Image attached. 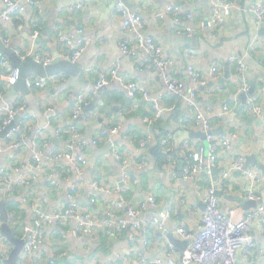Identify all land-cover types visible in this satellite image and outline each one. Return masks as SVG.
<instances>
[{"label":"crops","instance_id":"1","mask_svg":"<svg viewBox=\"0 0 264 264\" xmlns=\"http://www.w3.org/2000/svg\"><path fill=\"white\" fill-rule=\"evenodd\" d=\"M119 1H123L140 16L143 25L140 35L152 37L157 45L163 47L165 58L170 62L168 74L185 84L182 92L169 91L165 80L157 73L152 56L144 49L134 48L137 34L127 33L123 29V21L117 11ZM169 1H79L75 5V7L81 5L79 9L71 6L59 10L57 0H38V11L41 9L43 12L37 14L31 10L27 0H19L20 7L24 8L20 22L13 24L3 21L2 23L3 38L10 43L5 45L3 38H0V41L6 47H15L23 59L30 60L32 56H38L41 62L47 59H52L54 62L62 52L56 36L58 27L76 37H80V31H83L89 42L81 58L76 62L83 68L79 81L81 87L78 89L71 84L70 76L65 73L63 74L67 76H65L66 82L50 84L44 90L31 87L37 107L45 115V109L53 104L58 114V117L54 118L56 126L48 118L47 121L54 128H68L73 124L72 106L77 102L79 94H84L88 104L85 112L91 116L90 122L81 125L85 140L90 141L96 137L102 127L114 125L121 127L118 135L101 141L98 148H91L84 153L88 168L83 176L77 175L72 169V164L67 163L66 166L70 169L69 177L63 179L56 178V175L63 172L62 174L66 176L64 168L51 162L49 156L54 151L65 149L64 139L59 138V145H54L52 136L43 128L50 136L47 137L48 146L43 148L44 166L41 171H35L36 179L32 180L31 188L20 187L16 196L10 198L16 199L25 213L23 222L18 216L19 223L22 224L21 229L32 218V209L27 206L31 192L35 206L42 212L51 214L70 201L69 197L76 187V201L82 209L103 220L111 219L114 223L127 218L128 209H140L141 202L150 193L156 196L158 202L157 208L141 210V230L115 228L110 233L101 231L99 236H85L83 239H78L75 236L76 221L71 220L68 225L53 224L45 230V234L54 244L47 249V258H53L54 252L60 247V250H66L68 253L66 258H69L67 260L71 264H130V262L155 264L158 256L174 248L176 250L174 258L178 261L187 247L183 250L175 247L170 243L167 234L185 242L175 234L179 226L184 225L193 232L199 230L206 210L208 190L212 185L218 186V190L224 192L223 196L218 197L223 212L228 215L230 210H234L236 219L246 216L247 209L236 202L235 198L247 197L257 202V207L250 211H255L259 206L264 205V169L258 165H264V110L263 115L257 116L251 113L249 106L250 102L257 101L262 103L264 109V21L261 24L257 23L254 13L251 12L255 3H264V0H231L235 6L230 10L225 24L218 28H214L211 22L212 0H183L181 5L185 12L194 16L193 22L189 24L193 28V33L190 35L178 33L179 29L171 19L157 17L158 11ZM3 8L4 0H0V13ZM39 17L43 20V28L37 47L32 49L31 35L34 29L31 21L37 22ZM125 43L133 48L132 53L126 54L123 51L122 44ZM232 57L243 60L244 72L239 71V64L233 63ZM3 58L11 63L5 55H0V63ZM190 65H194L203 75H207L210 69L216 66L220 74L217 79L210 80L204 86H198L188 72ZM113 71H116V75L112 77L110 74ZM102 76L110 77V83L100 91H96L95 84ZM130 83H135L141 88L136 95L137 99L129 93L127 85ZM15 84L10 83L8 76H0V91L4 95V99H0V108L10 102L16 105L18 100L19 105L25 103L23 109L25 112L29 104L21 92H16L13 87ZM252 86L254 89L251 94ZM192 92L196 93L194 108L189 104ZM11 93H14L13 97ZM143 93H147V99L144 98ZM242 95L244 98L241 97ZM145 101L147 106L153 107L155 103L163 110L162 125L174 131L172 143L175 148L176 165L172 172L166 168L162 170L157 168L154 150L162 151L159 143L161 136L159 127L150 129L152 140L145 145L142 144L148 134L146 118L141 111L145 106L141 103ZM136 103H139L141 108H135ZM226 104L232 108L229 114L224 113ZM207 107L213 108L211 113L207 112ZM191 109L206 115V119L211 121L212 132H217L214 135L218 139L231 140L228 149L224 151L221 148L218 151V174L223 171L230 173L226 182L218 180L214 183L213 173L207 174L204 168L201 172L196 171L190 178L179 176V173L183 174L184 166L190 160L189 154L181 150L189 139L176 138L175 135L180 131L189 134L204 132L202 122L197 123L196 120H192L189 124L185 122V117L191 114ZM23 112L17 116L22 115ZM25 117H31L32 120L26 122L29 125L27 133L29 138L20 154L7 145L10 132L4 139L0 137V144L3 147L0 157V180H3L8 173L13 174V169L29 172L32 145L41 121L33 115L23 118ZM220 129L224 133H221ZM109 142H112L109 154L99 156L92 168L90 158ZM191 142L192 148L204 147L205 156H209L211 148L209 140L193 139ZM114 146L127 156H144L148 162L146 169L132 172L133 179H137L139 184L134 189V196L131 194L130 200L126 199L127 202L121 201L119 197L120 190L127 188L122 186V172L112 156ZM74 151L79 153L76 149ZM239 157H243L244 160L242 170L233 168ZM251 158L254 159L253 162ZM180 162L183 163L182 171L179 168ZM248 171H254L260 177L259 181L249 177ZM54 181L56 184L53 185ZM251 193H254L258 199L251 198ZM112 202L121 205V209L112 210V205H109ZM165 208H171V217L165 224L166 229L157 230L155 233L153 218ZM111 213L116 217L110 218ZM9 216L11 219L12 214ZM13 216H17L16 213ZM259 220L260 218L251 223V234L256 241L257 254L261 249L264 250V232ZM21 234L24 236L22 230ZM5 240L0 231V252L6 247ZM261 260L259 254L254 259L256 264ZM60 262L67 264L65 259Z\"/></svg>","mask_w":264,"mask_h":264},{"label":"built area","instance_id":"2","mask_svg":"<svg viewBox=\"0 0 264 264\" xmlns=\"http://www.w3.org/2000/svg\"><path fill=\"white\" fill-rule=\"evenodd\" d=\"M29 6L32 8L34 5L39 4L38 0H27ZM183 0H170L168 4L161 10L158 11L157 17L164 19H171L176 28L179 29L178 33L192 34L193 28L191 25L193 22V15L189 12H185L181 2ZM234 2L231 0H212L211 1V22L214 28H218L224 25L226 18L233 8ZM74 8L79 9L81 5L74 6ZM24 9V8H23ZM20 5L19 0H4V8L0 13V38H3V21H8L13 24L14 16L16 14L24 13ZM117 11L123 21V29L127 33L137 34V39L134 48L144 49L148 54H150L154 60L157 73L162 77L167 85L169 91L174 93H180L185 89V84L176 78H173L168 74V66L170 64L169 60L165 58L164 49L162 46L157 45L152 37H143L140 35L141 29L143 27L140 16L132 11L123 1L117 3ZM42 10L38 11V14H42ZM251 12L254 13L257 23L261 24L264 21V3H255ZM16 24V23H15ZM19 25V24H18ZM21 25L24 26L23 23ZM20 25V27H21ZM17 26V25H16ZM43 26H38L35 28L31 35L32 49L37 47L39 37L41 36ZM81 36H71L67 34L62 28L58 27L56 29V36L59 43L61 44L62 52L59 58L62 60H68L70 62L76 63L85 51L88 45L89 38L83 35V31H80ZM5 45L10 43L9 40L3 38ZM257 47V46H255ZM254 47V49H255ZM123 51L126 54L132 53L133 48L128 44H122ZM32 54H29V56ZM26 58V57H24ZM36 60L40 61L38 56L35 57ZM231 61L238 62V69L240 72H244L245 64L243 60H238L236 57H232ZM44 64L53 63L52 59H47ZM189 74L196 81L198 86L206 85L210 80H215L220 74L219 68L216 66L210 69L207 75H203L200 70H198L194 65L188 67ZM8 76L10 83L15 84L20 78V69L14 68L7 59L3 58L0 63V76ZM112 77L116 75V71L111 72ZM65 74H59L51 77L40 78L37 76H31L26 80V85L31 87H36L39 90H44L50 84H60L66 82ZM67 77V76H66ZM110 83V77L102 76L98 79L95 84L96 91H100L103 87ZM130 95L136 98V95L140 92L141 88L135 83H130L127 85ZM264 93V91H263ZM144 98L147 99V93H143ZM196 93L192 92L191 100L189 104L191 108L196 107L194 103ZM0 99H4L3 93L0 91ZM86 96L84 94H79L77 102L72 106V120L73 124L68 128H56L57 135L59 138L64 139L65 149L54 151L50 154L49 160L54 164H57L60 168H64L63 171L66 172V176L62 173L57 174L56 178H68L70 169L66 166L67 163L72 164V169L77 175L83 176L88 168L87 159L84 153L91 148H98L101 141L110 139L113 136L119 134L121 127L118 125L102 127L98 132L96 137H93L90 141L84 139L81 132V125H85L91 120L89 113L85 112V108L88 107ZM137 99V98H136ZM154 103V102H153ZM135 108H140V104L136 103ZM250 111L252 114L261 116L263 115V106L261 102L252 101L249 104ZM25 106L17 107L14 103L6 104L4 107L0 108V116L2 117V125L0 126V131L4 130L7 126L12 124L16 116L23 112ZM154 108V118L153 121L163 119V110L158 107L157 104H153ZM195 109L190 110V115L185 117V122L189 124L192 120H196L197 123H203V131L207 134V140L211 142V148L209 156H205V148L197 147L192 148V140L187 141L181 147V150L188 153L190 160L187 161L186 166H184L183 175L184 177H192L196 171L201 172L204 168L207 174H212L214 169H217L219 153L218 151L222 148L224 151L230 147V139H218L212 132V125L209 119H206V115L202 112L195 111ZM212 107H207V112L211 113ZM232 108L229 105H224V113L229 114ZM45 115L51 122L54 118L58 117L57 109L53 104H51L47 109H45ZM145 122L151 124L152 121L148 118ZM18 124V123H17ZM24 127L16 126L10 135L8 136V147L20 154L28 143L27 133L29 131V125L27 123L23 124ZM264 128V125H263ZM148 134L143 145L146 142L152 140V133L150 127H147ZM48 135L43 128L37 127L35 142L32 145L31 163L29 165V172H24L21 169H13V174H6L3 180H0V201L5 199L14 198L18 193L20 187L27 186L31 188L32 180H35V171H41L44 162V150L47 147ZM171 136H167L161 140V146L164 152L167 154V160L169 162L166 169L169 171L175 170L176 160L174 156L175 148L173 143H170ZM78 150L76 153L74 150ZM3 152V147L0 144V157ZM143 154V152H142ZM112 156L118 162L119 168L122 172V186L128 189H135L139 181L133 179L132 172L144 170L148 167V162L144 156H127L119 150L118 147L114 146L112 148ZM205 161L207 164H205ZM244 165L243 157L236 159L233 164V168L236 170H242ZM16 173V176H15ZM247 175L251 178L259 181L260 177L255 174L254 171H248ZM221 182H226L230 173L228 171H223L219 173ZM56 184V181L52 183ZM95 186H98L95 184ZM76 187L73 188L72 195L69 197L70 201L63 207L55 209L51 214L42 212L38 209L33 202V194L29 193L27 206L32 209V218L27 225L22 227V232L26 242L24 245V250L21 254V259L19 264H63L60 262L65 259L68 255L66 250H56L55 256L53 258H47V249L53 246L50 241V237L45 234V230L51 227L53 224L68 225L71 220L77 222V229L75 236L78 239H83L85 236L96 237L99 232L106 231L110 233L115 228L118 230L132 229L134 231L141 230V210L144 211L149 208H157L158 202L156 196L152 193L148 194L147 197L141 202L140 209L134 210L132 208L128 209L127 218L121 219L119 222H113L111 219L103 220L96 217L88 211L82 209V207L76 201ZM125 189L119 192V197L121 201H126L124 197ZM218 186L212 185L208 190V196L206 201V210L203 216V222L197 232L190 231L186 226H179L175 230L176 236L185 242H188L187 248L182 252L179 260L177 261L175 256V249L172 248L170 251L161 254L155 260V264H256L254 259L258 256L262 259L259 264H264V250H260L259 253H255L256 241L254 236L251 234V223L254 220L260 218L261 227L264 232V205L259 206L255 211L247 212L246 216L236 219V212L230 210L229 214L226 215L220 206V201L217 196ZM251 198L257 200L258 198L254 193H251ZM120 201V202H121ZM112 205V210L121 209V205L115 203H109ZM129 208V207H128ZM111 210V209H110ZM171 208H165L159 211L158 214L153 218V225L155 227V233L166 229V222L171 217ZM110 218L116 217L115 214H109ZM12 218V217H11ZM2 215L0 214V231L2 230ZM10 226L15 230V223ZM21 238V237H20ZM8 245H7V244ZM6 247L0 252V264H4L3 261L8 259L12 251L7 240H5ZM71 264V263H70ZM130 264H140L138 262H130Z\"/></svg>","mask_w":264,"mask_h":264},{"label":"water","instance_id":"3","mask_svg":"<svg viewBox=\"0 0 264 264\" xmlns=\"http://www.w3.org/2000/svg\"><path fill=\"white\" fill-rule=\"evenodd\" d=\"M79 1H92V0H57L58 6L57 8L60 10L61 8L65 7H71L75 6L76 2ZM97 1V0H96ZM0 55H5L9 58L11 61V64L14 68L20 69L21 78L16 82V84L13 86L16 89V92H21L24 96V98L28 102V109L22 113V115L17 116L15 121L7 126L4 130L0 131V137L4 139L5 135H7L12 129H14L17 126V123L21 118L27 115H33L39 118L41 123H39L38 127L45 128L50 135L52 136L54 145H59L60 140L57 135V130L53 126L49 124L47 121V117L40 112V110L37 107V102L35 99V96L29 86L26 85V80L31 78V76H37L40 78H46L48 76L53 75H59V74H68L70 76V83L73 84L76 88L79 89L80 85V74L82 71V66L78 63H73L68 60H62L60 58H57L53 63L51 64H44L43 62H40L35 59L34 56L31 57L30 60H25L19 55V52L15 49V47H6L1 41H0ZM254 89V86L251 87L250 92L252 94ZM14 93H11V97H13ZM242 95L241 97H243ZM248 95H246L247 98ZM222 131L221 129L219 130ZM211 133H217L216 131H213ZM221 133H224L223 131ZM175 137H179L182 139L188 138L189 141L193 139H207V134L204 132H198V133H190L189 132H178ZM184 137V138H183ZM112 145V142H109L104 148L98 149L94 156L90 158L91 167L94 168L95 163L97 162V159L101 155H108L109 149ZM253 158H251V161L253 162ZM183 163H179L180 171H182ZM260 168L264 169L263 164H258ZM181 166V167H180ZM214 175V183H217L219 180V174L218 170H213ZM180 177H183L182 173H179ZM183 179V178H182ZM224 192H220V190H217V196L221 197L223 196ZM16 199H9V200H1L0 201V214L2 215V230H1V236H3L8 242L10 247H12V251L10 253V256L8 259L4 260V264H19L21 259V254L24 250L25 245V238H19L15 236L14 234V228L10 226V216L7 210V204ZM236 202L242 204L245 209H247V212L250 211V209L257 207V202H253L252 200L248 199L247 197H238L234 199ZM167 237L172 245H174L177 248L185 249L188 245V242H182L177 240L174 236L167 234ZM1 259V256H0Z\"/></svg>","mask_w":264,"mask_h":264},{"label":"trees","instance_id":"4","mask_svg":"<svg viewBox=\"0 0 264 264\" xmlns=\"http://www.w3.org/2000/svg\"><path fill=\"white\" fill-rule=\"evenodd\" d=\"M38 9H39V7H38V4H37V5H34V6L32 7L31 10H34L35 13L37 12V14H38ZM39 16H41V15H39ZM21 17H22L21 14H16V15L14 16V21H15V23L20 22ZM40 25L43 26V20L40 19V17H39V19L37 20V22H33V21H31V26L33 27V29L37 28V27L40 26ZM16 102H17V103H16L15 106H17V107L25 106V103H24V104L22 103V104L19 105V104H18L19 101L17 100ZM141 105H143V106L145 105V106L142 107V109H141V111H142V115L144 116V118H148L149 120L152 121L151 124L146 123V126H147V127L149 126L151 130H154L155 128L157 129V127H159V131H160V133H161V134H160L161 136H160V139H159L160 146H161V140H162L163 138H166L167 136H171L170 143L172 144V142H173V132H174V131L170 130V128L167 127V126L162 125V120H163V119L153 121L154 113H155L154 108H153L152 106H147L146 101L143 102V103H141ZM141 105H140V108H141ZM29 120H32V118H31V117H25V118H22V119L18 122L17 125H18V126H21V128H23V127H24L23 124H25V123H26L27 121H29ZM51 122H52V124L54 125V121L51 120ZM1 125H2V117L0 116V126H1ZM54 126H56V125H54ZM105 127H106V126H105ZM81 132H82V131H81ZM147 132H148V129H147ZM47 135L49 136V134H47ZM49 137H50V136H49ZM158 137H159V136H158ZM146 147H148V145H147ZM161 149H162V151H159V152H157L158 150H157V151L154 150V155H155L156 163L158 164L157 168L160 169V170H162L163 168H166V167L168 166V164H169V162H168V160H167V154L164 152V149L162 148V146H161ZM143 187H144V186H143ZM151 192H152V191H151ZM134 193H135V191H134L133 189H128V190H126V191L124 192V197H125V199L130 200V195L133 194V196H134ZM131 197H132V196H131ZM7 210H8V213H9V214H12V218L10 219L11 225L14 224V223H15V225H16L15 230H14V234H15V236H17V237L22 236V234H21V226H22V224L19 223L20 220L18 219V216L21 217V222H23V221H24V220H23V219H24L23 214H25V213L23 212V209H22L21 204H20L19 202L15 201V200H12V201H10V202L7 204ZM14 213H16L17 216H13ZM99 235H100V234H98V236H99ZM54 253H56V251H55ZM67 259L69 260V258H65L66 263H67V264H70V261H68Z\"/></svg>","mask_w":264,"mask_h":264}]
</instances>
